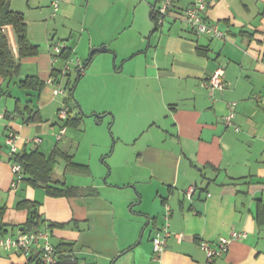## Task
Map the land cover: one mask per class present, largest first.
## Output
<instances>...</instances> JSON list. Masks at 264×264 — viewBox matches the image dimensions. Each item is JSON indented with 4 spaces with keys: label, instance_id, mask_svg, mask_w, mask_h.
Segmentation results:
<instances>
[{
    "label": "crops",
    "instance_id": "crops-1",
    "mask_svg": "<svg viewBox=\"0 0 264 264\" xmlns=\"http://www.w3.org/2000/svg\"><path fill=\"white\" fill-rule=\"evenodd\" d=\"M190 2L175 0L162 25L152 19L158 0H62L51 17L59 22L58 39L70 51L69 60L82 64L91 58L75 84L76 107L102 117L113 114L114 125L119 126L117 139L135 152V170L127 182L151 189L157 200L138 212L133 211L132 193L113 196L112 186L80 179L90 178L89 166L75 162L61 147L70 129H80V109L78 113L68 109L80 118L79 124L55 139L63 121L49 120L46 114L66 106V99L46 81L52 69L60 68L51 65V43L41 50L34 30L27 32L38 53L22 59L18 76L13 77L25 98L2 90L9 79L0 76V207H5L0 220L5 234L0 237L22 231L27 212L16 205L28 200L40 204L45 226L60 225L48 229L49 240L67 249L65 255L76 264H264V218L259 211L264 207V0L214 2L205 17L218 26L224 40L190 30L182 19ZM47 12L51 15V5ZM102 46L106 56L90 54ZM97 62L99 72L93 69ZM81 67L74 65L71 71L76 75ZM219 70L225 89L211 91L203 83ZM27 77L45 82L38 97L18 86ZM52 79L61 86V75ZM93 86L107 94L108 102L100 110L90 96ZM110 99L119 104L109 106ZM232 103L235 116L226 128L223 117ZM9 130L18 135V153L37 148L48 156L57 147L72 156L67 172L64 159H56L54 169L60 160L63 163L60 179L54 177V169L52 173L53 182L70 188L69 196L51 197L45 188L22 182L11 188L14 176L5 145ZM33 137L41 138V144L24 143ZM66 175L72 176L69 181ZM190 186L195 191L188 200L184 192ZM143 189L138 192L141 199ZM166 209L169 236L156 259L151 242L164 224ZM232 231L246 236L232 241L225 255L208 263L199 244L214 247ZM145 237L144 249L136 255L134 250ZM35 263V257L30 260L0 246V264Z\"/></svg>",
    "mask_w": 264,
    "mask_h": 264
},
{
    "label": "rangeland",
    "instance_id": "rangeland-1",
    "mask_svg": "<svg viewBox=\"0 0 264 264\" xmlns=\"http://www.w3.org/2000/svg\"><path fill=\"white\" fill-rule=\"evenodd\" d=\"M54 1H59L61 3L62 0ZM11 2L13 3V9H15L13 11L24 14L25 22L28 28L27 32L34 30L38 38V41H36L38 43L36 44L40 46L41 50L47 47L50 43V45H52L56 42H59L61 45H65L64 41L58 39L60 36L57 33V30L59 28V22L57 18L55 17L54 19H52L50 17V13L47 12L48 8L51 5V2H53L52 0H10L9 5L11 4ZM112 11L114 13V10ZM7 31L9 30L7 29ZM52 36H54V39L50 41V38ZM104 56H106V54L103 53V56L100 57ZM112 56L114 57V54H112ZM74 61L70 60V62L72 63V69L74 67ZM64 64L65 61L61 59L57 63L56 67L61 69ZM98 65L99 62H97L96 64L97 68L95 66L93 68L97 72H99ZM99 67H101V65ZM22 74H25L24 65L21 70V75ZM69 74L70 79L68 85H66V80L68 79L66 75H68V73L61 76V88L64 89L66 96L68 93V89H71L74 85L73 83L76 76L73 71H71ZM17 81V78L9 79L8 82H6L2 87V90L7 89L12 95L19 98H25L24 93L16 86ZM102 89L103 88L97 86H93L92 89H90V96L93 97V103L94 105H97L99 110L101 105H105L106 101L108 102V99H106L107 94L104 96L105 93L103 90L102 94ZM78 93L79 88L77 89V92H73V100L70 99L69 101H67L66 106L74 113H78L80 111L82 124L79 130L70 129L66 137L63 138V140L60 142V145L73 155V160L75 162L86 164L89 166L91 171L90 178L80 177V179H83L87 183H97L100 185L112 186L111 188H109V191L112 192L110 193V195L113 196L120 197L128 195V193H132L135 196V201L132 205L133 211L135 212H138L142 209L145 210L146 206L151 208L152 205L157 201L153 197L154 195L152 190H145L143 189V186L137 187L136 185L129 184L127 182L133 175L135 170V168L133 167L135 152L133 150H129V146L123 145L122 142L117 139L116 133L119 129V126L118 124L114 125L113 114L110 113L107 116L102 117L97 112H83V110L76 107L78 104ZM114 104L118 105L119 103L116 100L110 99L109 106H112ZM62 106L64 105L61 104L60 108ZM51 109L53 110V107ZM78 109L80 110L78 111ZM43 114H46V111ZM46 116L49 120L58 121L57 110H55V112H49L48 114H46ZM97 117L101 118L99 122L97 121ZM62 167L63 163L60 160L54 169L55 178H61L63 171ZM64 177L65 180L69 181L72 176L66 175ZM140 188L143 189V199H141V195H138ZM104 191L105 190H101L100 193L103 195ZM146 241L147 238L145 237L144 242L141 244V246L134 250V253L136 255H138L139 252H142V250L144 249L143 246L145 245Z\"/></svg>",
    "mask_w": 264,
    "mask_h": 264
},
{
    "label": "built area",
    "instance_id": "built-area-1",
    "mask_svg": "<svg viewBox=\"0 0 264 264\" xmlns=\"http://www.w3.org/2000/svg\"><path fill=\"white\" fill-rule=\"evenodd\" d=\"M175 0H158V5L155 7L154 12L157 15V25H162L164 19L170 16L173 9ZM217 0H191L189 6L186 8L184 15L182 16L183 21L187 24L191 31L197 35H208L210 37L224 40V34L219 31L218 26L214 23L208 22L205 17L206 11L209 7ZM59 1H53L51 4L52 12L50 17H54L59 9ZM51 54V65L55 66L59 59V55L65 49V45H61L56 42L50 45ZM75 66L80 67L82 64L79 59L74 61ZM72 70V63L70 60L65 61L64 66L58 69L59 76L66 75ZM47 85H54L56 94L65 97V91L61 86L53 81L50 77L46 81ZM203 85L211 91L222 92L225 89V83L223 80V74L221 70L214 72ZM234 103L228 105V113L223 117V125L227 128L232 126V120L235 116ZM57 117L60 121H65L69 117V110L64 105L57 111ZM236 131L237 128H234ZM66 133V128L61 127L55 134V139L59 141ZM18 135L12 131H7L5 135V145L8 148L7 156L8 162L11 166V171L14 179L11 183V188L15 189L17 184L22 181L24 172L21 165L13 161V157L18 153ZM42 142L41 138L33 137L24 139V143L32 144L35 146L40 145ZM195 191V187L190 186L185 192L184 196L188 200L191 199L192 194ZM164 215V224L160 229H157L152 238V250L154 257L157 259L165 248V239L169 236V223H168V209ZM244 232L232 231L228 237H221L218 239L214 247H210L206 242L199 244L200 248L205 252L210 263L214 258L222 257L228 251L229 244L232 241L241 240L245 238ZM50 232L44 225L39 229L29 232H17L12 236L0 237V246L6 250H13L23 254L26 257H36L35 264H58L59 253L50 242Z\"/></svg>",
    "mask_w": 264,
    "mask_h": 264
},
{
    "label": "trees",
    "instance_id": "trees-1",
    "mask_svg": "<svg viewBox=\"0 0 264 264\" xmlns=\"http://www.w3.org/2000/svg\"><path fill=\"white\" fill-rule=\"evenodd\" d=\"M10 0H0V76L4 79H10L18 76L20 69V62L24 58L33 57L38 53V47L30 43L27 36V25L24 15L20 12H15L10 9ZM156 24L157 15L152 17ZM7 29H10L14 35V43H10ZM70 51L63 49L59 55L61 59L67 61L70 59ZM91 58L82 63L81 70H84L90 63ZM51 77L56 80L59 77V73L56 69H52ZM77 82V78L71 89H68L67 96H65L66 103L70 99L73 100L72 91ZM18 86L26 91L35 94L38 97L40 92L45 87V82L39 81L37 77H27L18 82ZM65 103V104H66ZM32 120V118L30 119ZM80 118L72 116L69 111V117L63 121L61 127L75 128L79 124ZM57 158L64 159L66 163L65 171L67 172L68 166L72 165V156L62 153L57 147L54 148L52 153L48 156L43 155L37 148L29 151H22L17 153L13 157V161L21 165L24 177L22 183L32 187H43L46 193L51 197H66L71 194L70 188H68L63 182H53L52 173L54 166L57 162ZM40 204L36 201L21 200L17 202L16 208L25 210L27 212V219L23 225V229L20 232H29L40 227H43L46 222L43 221L38 213ZM5 207H0V220L4 214ZM260 215L264 218V207L260 208ZM263 218H259L263 220ZM46 227L51 230L54 227H60V225L49 224ZM5 234L4 226L0 225V236ZM58 251V264H76V260L69 255H65V252H69L67 249H63L61 245L54 246ZM34 257H30L32 260ZM36 258V257H35Z\"/></svg>",
    "mask_w": 264,
    "mask_h": 264
},
{
    "label": "water",
    "instance_id": "water-1",
    "mask_svg": "<svg viewBox=\"0 0 264 264\" xmlns=\"http://www.w3.org/2000/svg\"><path fill=\"white\" fill-rule=\"evenodd\" d=\"M105 51H106V47L102 46L100 48H96L94 50H91L90 54H92L93 52L104 53ZM79 76H80V69H77V71H76L77 80L79 79ZM74 89H75V86L73 87L72 96H73Z\"/></svg>",
    "mask_w": 264,
    "mask_h": 264
}]
</instances>
